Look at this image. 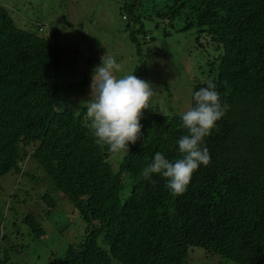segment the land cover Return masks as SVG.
Segmentation results:
<instances>
[{
	"label": "trees",
	"instance_id": "obj_1",
	"mask_svg": "<svg viewBox=\"0 0 264 264\" xmlns=\"http://www.w3.org/2000/svg\"><path fill=\"white\" fill-rule=\"evenodd\" d=\"M137 3L127 0L123 10L137 24L130 39L140 45L148 31ZM153 12L171 27L179 18L182 31L196 27L216 46L193 95L211 81L229 106L206 137L211 162L193 174L188 190L174 197L163 178L149 182L140 175L157 152L179 158L180 115L144 110L141 139L123 151L115 169L110 159L116 153L95 142L86 114L62 102L61 44L42 35L44 28L17 26L2 5L0 179L12 171L34 179L24 171L34 158L89 224L63 264H189L195 248L236 264H264V0H173ZM127 177L132 187L123 199ZM42 201L48 213L58 206L48 193ZM23 221L37 236L45 234L35 213ZM3 229L0 220V244Z\"/></svg>",
	"mask_w": 264,
	"mask_h": 264
},
{
	"label": "rangeland",
	"instance_id": "obj_2",
	"mask_svg": "<svg viewBox=\"0 0 264 264\" xmlns=\"http://www.w3.org/2000/svg\"><path fill=\"white\" fill-rule=\"evenodd\" d=\"M126 2L0 0V5L8 9L17 26L38 33H41L38 27H43L46 32L42 35L50 33L61 44L64 53L59 77L62 102L76 114H86V103L91 99V74L101 58L109 54L121 67L115 75L136 74L151 85L152 107L147 111L181 116L191 107L194 84L208 76V61L216 57V46L209 45L207 37L200 35L196 27L179 29L182 26L179 18L171 27L169 19L163 20L154 14V9L172 5L173 0H138L135 12L141 15L148 36L146 39L141 35V44H135L130 33L137 24L123 10ZM123 153L111 157L115 169ZM24 171L34 174L35 178L12 171L0 179V220L5 234L0 244V258L7 257L3 264H63L68 247L84 241L89 224L63 196L54 180L35 164L34 158H28ZM131 187L130 178H125L123 199ZM46 193L58 202L52 213L46 211V203L42 201ZM28 213L41 218L43 236H37L23 221ZM99 244L107 246L101 239ZM188 263L236 264L219 255H210L203 248L191 250Z\"/></svg>",
	"mask_w": 264,
	"mask_h": 264
},
{
	"label": "clouds",
	"instance_id": "obj_3",
	"mask_svg": "<svg viewBox=\"0 0 264 264\" xmlns=\"http://www.w3.org/2000/svg\"><path fill=\"white\" fill-rule=\"evenodd\" d=\"M48 35L55 41L50 33ZM120 71V64L113 56H103L91 74V99L86 103V114L95 142L101 147L106 146L112 153L129 151V145L141 139V119L144 110L152 107L154 93L151 85L136 74L115 75ZM228 110L229 106L221 102L215 85L207 81L204 87L195 91L192 106L181 115L185 134L176 142L179 158L170 161L157 152L152 161L142 168V178L152 182L154 175L159 176L165 180L170 195H183L193 174L201 166L210 164L206 137L212 134Z\"/></svg>",
	"mask_w": 264,
	"mask_h": 264
}]
</instances>
